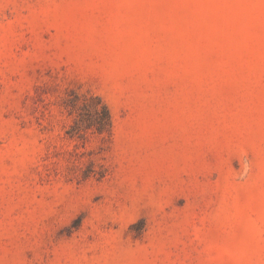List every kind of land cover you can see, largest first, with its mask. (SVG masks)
I'll list each match as a JSON object with an SVG mask.
<instances>
[{"label": "rangeland", "instance_id": "1", "mask_svg": "<svg viewBox=\"0 0 264 264\" xmlns=\"http://www.w3.org/2000/svg\"><path fill=\"white\" fill-rule=\"evenodd\" d=\"M0 264H264V0H0Z\"/></svg>", "mask_w": 264, "mask_h": 264}]
</instances>
